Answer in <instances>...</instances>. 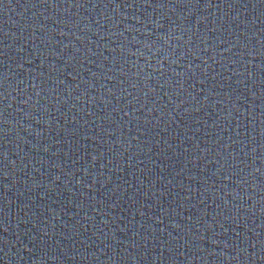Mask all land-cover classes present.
I'll return each instance as SVG.
<instances>
[{
    "label": "water",
    "instance_id": "1",
    "mask_svg": "<svg viewBox=\"0 0 264 264\" xmlns=\"http://www.w3.org/2000/svg\"><path fill=\"white\" fill-rule=\"evenodd\" d=\"M0 264H264V0H0Z\"/></svg>",
    "mask_w": 264,
    "mask_h": 264
}]
</instances>
